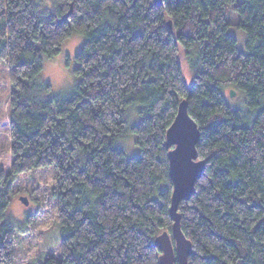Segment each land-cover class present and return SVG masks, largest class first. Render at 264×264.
Listing matches in <instances>:
<instances>
[{
    "label": "trees",
    "instance_id": "1",
    "mask_svg": "<svg viewBox=\"0 0 264 264\" xmlns=\"http://www.w3.org/2000/svg\"><path fill=\"white\" fill-rule=\"evenodd\" d=\"M73 32L85 35L74 88L49 96L43 54ZM3 61L13 158L0 164V264H160L154 240H173L174 224L166 132L183 98L206 161L178 206L188 264H264V0H0ZM137 104L140 151L127 158L116 140ZM21 192L37 207L20 223L7 211Z\"/></svg>",
    "mask_w": 264,
    "mask_h": 264
},
{
    "label": "rangeland",
    "instance_id": "2",
    "mask_svg": "<svg viewBox=\"0 0 264 264\" xmlns=\"http://www.w3.org/2000/svg\"><path fill=\"white\" fill-rule=\"evenodd\" d=\"M229 15L228 20L231 22L229 27V33L234 34L237 39L238 48L241 51H246V32L238 26L237 17L234 11H231L230 7L227 9ZM85 41V35L81 32H73L65 41L59 52L53 56L43 54V68L41 71V79L50 82L52 85L51 91L48 93L49 96H58L69 94L74 88V82L76 79L74 68L76 66L75 56L83 46ZM181 61V68L183 77L188 86H191L193 82V76L191 69L184 57L183 52L179 54ZM230 89V88H228ZM225 90V97L228 103L236 108L243 107L245 103L244 93L237 91L234 96H231V92ZM11 93L10 86V75L9 68L6 61L0 63V164L3 169L7 172L10 168V164L13 158L11 147V136H10V105L9 95ZM140 104L133 105L127 110L128 122L126 128L123 129L125 137L117 139V144L122 145L126 149V157H132L139 154L140 147L136 143V136L128 131L130 127L137 124L140 119L138 108ZM21 196H29L24 192L20 195L12 197L7 211V217L13 218V221L23 222L25 216L31 211L35 210L36 203L34 200L29 198L28 205H25L21 199ZM30 197V196H29ZM161 233V232H160Z\"/></svg>",
    "mask_w": 264,
    "mask_h": 264
},
{
    "label": "water",
    "instance_id": "3",
    "mask_svg": "<svg viewBox=\"0 0 264 264\" xmlns=\"http://www.w3.org/2000/svg\"><path fill=\"white\" fill-rule=\"evenodd\" d=\"M154 1L158 4L161 3V0ZM167 25L173 28L171 20L167 21ZM235 93L236 91L231 90V96H234ZM166 135V146L170 148L168 153L169 174L173 183L169 210L174 222L173 240L171 233L164 230L156 236L154 243L161 250L160 264H176V261L178 264H188L189 256L193 252V243L182 232L178 206L195 193V184L205 170L206 161L199 158L197 143L201 133L197 122L191 118L188 112V101L185 98L180 100L177 115ZM176 140H179L180 143H175ZM21 199L25 205H28L29 196H21Z\"/></svg>",
    "mask_w": 264,
    "mask_h": 264
},
{
    "label": "snow or ice",
    "instance_id": "4",
    "mask_svg": "<svg viewBox=\"0 0 264 264\" xmlns=\"http://www.w3.org/2000/svg\"><path fill=\"white\" fill-rule=\"evenodd\" d=\"M174 142H175V143H178V144L180 143V141H179V140H176V141H174ZM181 147H182V145H181ZM174 151H175V150H174Z\"/></svg>",
    "mask_w": 264,
    "mask_h": 264
},
{
    "label": "clouds",
    "instance_id": "5",
    "mask_svg": "<svg viewBox=\"0 0 264 264\" xmlns=\"http://www.w3.org/2000/svg\"><path fill=\"white\" fill-rule=\"evenodd\" d=\"M30 198V197H29Z\"/></svg>",
    "mask_w": 264,
    "mask_h": 264
}]
</instances>
